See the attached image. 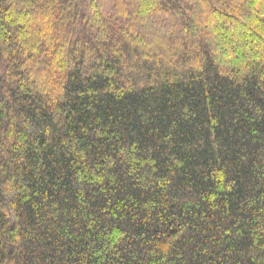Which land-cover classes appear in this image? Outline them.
Listing matches in <instances>:
<instances>
[{
    "label": "trees",
    "instance_id": "trees-1",
    "mask_svg": "<svg viewBox=\"0 0 264 264\" xmlns=\"http://www.w3.org/2000/svg\"><path fill=\"white\" fill-rule=\"evenodd\" d=\"M0 264H264V0H0Z\"/></svg>",
    "mask_w": 264,
    "mask_h": 264
}]
</instances>
